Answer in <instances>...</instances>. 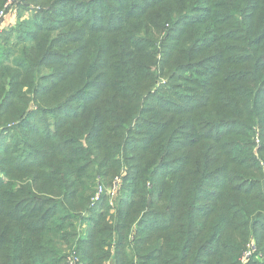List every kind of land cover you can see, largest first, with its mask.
I'll list each match as a JSON object with an SVG mask.
<instances>
[{"label": "trees", "instance_id": "1", "mask_svg": "<svg viewBox=\"0 0 264 264\" xmlns=\"http://www.w3.org/2000/svg\"><path fill=\"white\" fill-rule=\"evenodd\" d=\"M46 4L0 30V264H264V0Z\"/></svg>", "mask_w": 264, "mask_h": 264}, {"label": "rangeland", "instance_id": "2", "mask_svg": "<svg viewBox=\"0 0 264 264\" xmlns=\"http://www.w3.org/2000/svg\"><path fill=\"white\" fill-rule=\"evenodd\" d=\"M33 1L34 2L27 3L26 6H28V8H26V10L21 12V14L19 16L16 17L15 15H10V14L7 15V17L5 19V23L7 21V23H6L7 26L5 25L4 27L8 33H12L13 31H17L19 26H22L23 29L28 28V26H26V23H28V21H29V23H32V20H34L36 18V12L38 10H40L42 8L48 9V6L46 4L47 0H33ZM2 36H4V35H2ZM162 36H164V33L161 35V37ZM7 40L8 41H5V40L2 42L0 41V54L5 55V52H7V59L4 60V63L5 64H7V63L12 64L14 62V60L18 57L19 50L22 49L24 44L29 42V39H23V40L18 41L17 34H12L11 37L7 38ZM157 58L160 59L161 55L158 54ZM162 79L163 78L160 79L159 84L165 83L164 79L163 80ZM17 104L20 107L18 105L14 104V105L8 107L6 110V113H4V115L2 117H0V142L3 143V146L7 145V143L10 140V134H11L10 132H7L5 130H9L14 125H16L15 121H14V124H12L13 118L11 120H9V119L11 117L16 116V114H18L20 108H21V112H22L23 106L20 103H17ZM14 118H16V117H14ZM261 142L262 141H259V139H258L255 144L259 145ZM1 150H2V148H1ZM1 150H0V163H1V161H3L6 158L5 156L1 157ZM0 178L3 180H6L7 177L5 176V174L0 172ZM112 182H111V184H112ZM119 182H120V180H119ZM110 185H108V187H110ZM108 187H105V188H108ZM116 195H117V192H116ZM101 196L102 195H99V197L97 199H95L96 198V196H95L93 203L96 204V202L101 199ZM117 200H118V197H116L115 199H114V197L109 198V205L113 211H114V208L116 206L115 204H116ZM83 215L87 216L88 213L83 212ZM87 229H88L87 223L83 222V223H81V229L79 230V232L83 233V236H85ZM257 242H258V244L260 243V244L264 245V240H258ZM246 243L247 244L245 246V249L242 251V255L239 258L240 264H247L248 259L251 258V254L255 253L256 248H257L256 241H254V240L249 239ZM247 253H248V255H246ZM260 256H261L260 254L257 255V259L260 260V258H261ZM112 258H113V256H112ZM130 258L132 260H134L135 257H133L130 254Z\"/></svg>", "mask_w": 264, "mask_h": 264}, {"label": "built area", "instance_id": "3", "mask_svg": "<svg viewBox=\"0 0 264 264\" xmlns=\"http://www.w3.org/2000/svg\"><path fill=\"white\" fill-rule=\"evenodd\" d=\"M21 1H24V0H6L5 3L3 4L1 10H0V30L2 28H4L5 26V19L7 17L8 14L12 15V13H9L11 12V9L13 8V6ZM117 179L116 181L114 182L113 184V187L108 189L107 190V193L110 195V197H114L115 195V192H117ZM103 192V188L101 186L98 187V190H97V193H96V198L97 199L99 197V195H101ZM248 255V253L246 254ZM69 263L70 264H75V260L70 258L69 259Z\"/></svg>", "mask_w": 264, "mask_h": 264}, {"label": "crops", "instance_id": "4", "mask_svg": "<svg viewBox=\"0 0 264 264\" xmlns=\"http://www.w3.org/2000/svg\"><path fill=\"white\" fill-rule=\"evenodd\" d=\"M6 23H7V21H6ZM5 23V25L7 26V24Z\"/></svg>", "mask_w": 264, "mask_h": 264}]
</instances>
